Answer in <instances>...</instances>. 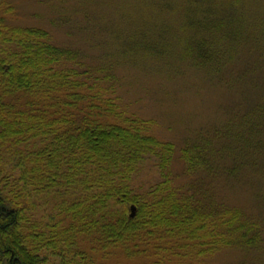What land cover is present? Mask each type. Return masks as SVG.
<instances>
[{
    "label": "trees",
    "instance_id": "obj_1",
    "mask_svg": "<svg viewBox=\"0 0 264 264\" xmlns=\"http://www.w3.org/2000/svg\"><path fill=\"white\" fill-rule=\"evenodd\" d=\"M10 10L0 0V264H44L48 255L57 260L47 264H192L224 246L258 242L257 225L215 199L212 176L185 189L177 184L175 145L119 111L116 96L102 98L101 79L89 84L90 71L78 79L74 53L46 30L9 24ZM182 15L186 53L197 58L213 54L203 34L228 31L232 22L200 0ZM104 80L113 95L112 79ZM227 151L204 143L180 156L188 176H217L239 164L218 168ZM145 166L157 178L135 185ZM43 198L52 210H42L47 221L40 224L34 216Z\"/></svg>",
    "mask_w": 264,
    "mask_h": 264
},
{
    "label": "rangeland",
    "instance_id": "obj_2",
    "mask_svg": "<svg viewBox=\"0 0 264 264\" xmlns=\"http://www.w3.org/2000/svg\"><path fill=\"white\" fill-rule=\"evenodd\" d=\"M4 1L11 7L9 24L46 30L53 44L74 53L78 79L90 71L89 84L101 79L102 98L116 96L119 111L141 118L146 133L175 145L170 172L177 184L185 189L212 176L207 180L215 199L257 225L256 244L224 246L192 264H264V0H200L201 6L211 4L212 15L232 21L228 31L203 34L213 53L207 58L186 53L188 36L179 27L185 25V6L198 0ZM144 40L162 43L148 49ZM106 75L113 95L105 91ZM204 143L228 147L230 154H220L217 164L221 169L239 163L233 172L188 176L180 151ZM155 178L153 167L145 166L134 184ZM40 202L34 220L44 224L42 210L52 209L49 198ZM55 260L48 255L44 264Z\"/></svg>",
    "mask_w": 264,
    "mask_h": 264
},
{
    "label": "water",
    "instance_id": "obj_3",
    "mask_svg": "<svg viewBox=\"0 0 264 264\" xmlns=\"http://www.w3.org/2000/svg\"><path fill=\"white\" fill-rule=\"evenodd\" d=\"M134 214H135V206L132 204V205L130 206V217H133Z\"/></svg>",
    "mask_w": 264,
    "mask_h": 264
}]
</instances>
